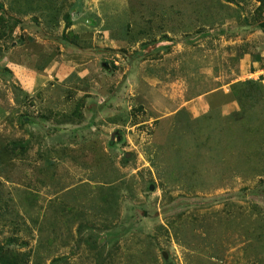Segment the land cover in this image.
Segmentation results:
<instances>
[{
    "label": "rangeland",
    "instance_id": "374dc122",
    "mask_svg": "<svg viewBox=\"0 0 264 264\" xmlns=\"http://www.w3.org/2000/svg\"><path fill=\"white\" fill-rule=\"evenodd\" d=\"M260 32L264 0H0V264H264Z\"/></svg>",
    "mask_w": 264,
    "mask_h": 264
},
{
    "label": "trees",
    "instance_id": "16d2710c",
    "mask_svg": "<svg viewBox=\"0 0 264 264\" xmlns=\"http://www.w3.org/2000/svg\"><path fill=\"white\" fill-rule=\"evenodd\" d=\"M70 26H71L70 18L67 17V18H65V27L69 28ZM232 100H235V99H232Z\"/></svg>",
    "mask_w": 264,
    "mask_h": 264
},
{
    "label": "crops",
    "instance_id": "0c3cea01",
    "mask_svg": "<svg viewBox=\"0 0 264 264\" xmlns=\"http://www.w3.org/2000/svg\"><path fill=\"white\" fill-rule=\"evenodd\" d=\"M260 33H261V36L264 35L263 32H260ZM247 56H249V58H250V55H247ZM247 56H246V57H247ZM251 61H252V59H251ZM259 61H260V59H259V60H253V61H252V62H253V63H252L253 66H254V64L256 65V64L260 63Z\"/></svg>",
    "mask_w": 264,
    "mask_h": 264
},
{
    "label": "water",
    "instance_id": "95a60500",
    "mask_svg": "<svg viewBox=\"0 0 264 264\" xmlns=\"http://www.w3.org/2000/svg\"><path fill=\"white\" fill-rule=\"evenodd\" d=\"M104 67L107 68V64H104ZM126 157H128V155H126ZM152 186L150 187V190H152Z\"/></svg>",
    "mask_w": 264,
    "mask_h": 264
}]
</instances>
